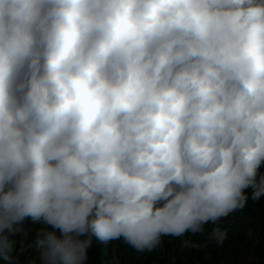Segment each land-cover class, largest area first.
<instances>
[{"label":"clouds","instance_id":"obj_1","mask_svg":"<svg viewBox=\"0 0 264 264\" xmlns=\"http://www.w3.org/2000/svg\"><path fill=\"white\" fill-rule=\"evenodd\" d=\"M262 162L264 0H0V256L222 242Z\"/></svg>","mask_w":264,"mask_h":264},{"label":"trees","instance_id":"obj_2","mask_svg":"<svg viewBox=\"0 0 264 264\" xmlns=\"http://www.w3.org/2000/svg\"><path fill=\"white\" fill-rule=\"evenodd\" d=\"M264 175V162L257 170V180ZM249 199L242 209H237L218 223L226 230L222 242L209 240L208 233H185L182 237L162 235L160 243L151 251H137L124 241L123 237L107 242L92 238L86 264H264V197ZM95 210L93 211V216ZM16 227L11 236L15 241L11 258L0 256V264H30L38 252L29 248L34 243L39 229H52L43 220L31 216ZM212 227L209 221L206 229Z\"/></svg>","mask_w":264,"mask_h":264}]
</instances>
